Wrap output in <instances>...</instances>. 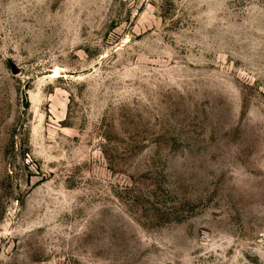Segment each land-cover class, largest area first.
I'll return each mask as SVG.
<instances>
[{"label": "rangeland", "instance_id": "rangeland-1", "mask_svg": "<svg viewBox=\"0 0 264 264\" xmlns=\"http://www.w3.org/2000/svg\"><path fill=\"white\" fill-rule=\"evenodd\" d=\"M0 264H264V0H0Z\"/></svg>", "mask_w": 264, "mask_h": 264}]
</instances>
